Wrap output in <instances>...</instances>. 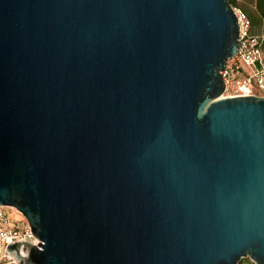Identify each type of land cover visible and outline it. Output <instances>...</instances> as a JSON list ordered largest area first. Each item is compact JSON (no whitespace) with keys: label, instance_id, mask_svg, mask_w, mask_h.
<instances>
[{"label":"water","instance_id":"95a60500","mask_svg":"<svg viewBox=\"0 0 264 264\" xmlns=\"http://www.w3.org/2000/svg\"><path fill=\"white\" fill-rule=\"evenodd\" d=\"M237 47L228 0H0L25 264H264V96H221Z\"/></svg>","mask_w":264,"mask_h":264},{"label":"built area","instance_id":"2783aa9c","mask_svg":"<svg viewBox=\"0 0 264 264\" xmlns=\"http://www.w3.org/2000/svg\"><path fill=\"white\" fill-rule=\"evenodd\" d=\"M232 8L238 23V47L220 71L224 82L221 96H264V31L252 33L248 14L238 6ZM11 208L0 204V264H23L29 247H38L41 240L23 216L15 219L10 215Z\"/></svg>","mask_w":264,"mask_h":264},{"label":"trees","instance_id":"16d2710c","mask_svg":"<svg viewBox=\"0 0 264 264\" xmlns=\"http://www.w3.org/2000/svg\"><path fill=\"white\" fill-rule=\"evenodd\" d=\"M231 5L238 6L244 10L251 21L252 33L264 31V0H228ZM261 27L260 30H258ZM257 30V31H256ZM264 47V42H263ZM240 264V261L238 262Z\"/></svg>","mask_w":264,"mask_h":264},{"label":"rangeland","instance_id":"374dc122","mask_svg":"<svg viewBox=\"0 0 264 264\" xmlns=\"http://www.w3.org/2000/svg\"><path fill=\"white\" fill-rule=\"evenodd\" d=\"M238 1H243V0H238ZM260 29L261 27L258 30ZM9 212L10 215L15 219L22 217V215L19 214V212L15 208H11ZM240 264H254V262L249 257H243L240 259Z\"/></svg>","mask_w":264,"mask_h":264},{"label":"flooded vegetation","instance_id":"af4514ba","mask_svg":"<svg viewBox=\"0 0 264 264\" xmlns=\"http://www.w3.org/2000/svg\"><path fill=\"white\" fill-rule=\"evenodd\" d=\"M22 260H23V264H25L26 258H23Z\"/></svg>","mask_w":264,"mask_h":264}]
</instances>
